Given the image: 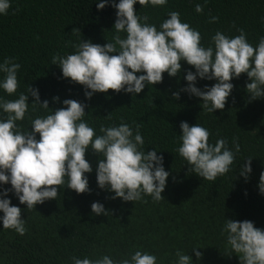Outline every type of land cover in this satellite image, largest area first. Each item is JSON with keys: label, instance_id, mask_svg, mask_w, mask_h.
Listing matches in <instances>:
<instances>
[{"label": "trees", "instance_id": "16d2710c", "mask_svg": "<svg viewBox=\"0 0 264 264\" xmlns=\"http://www.w3.org/2000/svg\"><path fill=\"white\" fill-rule=\"evenodd\" d=\"M99 2L10 0L7 14H0V64L11 59L20 65L19 86L12 95L0 88V98L15 100L21 93L29 95L25 118L17 121L24 131H31L35 118L64 107L65 99L87 105L83 120L96 135H102V126L121 123L130 125L135 134L139 125L144 139L141 150H157L170 173L162 193L164 199L155 201L149 195L135 202L112 199L115 193L99 188L97 183L96 168L101 156L89 148L86 159L93 171L85 175L90 192L78 194L67 188L65 177L56 199L30 210L14 192H9L6 198L22 209L27 231L20 235L14 229H4L0 220V264H74V257L96 260L104 255L118 262L130 259L135 251L155 255L157 264H178V250L191 256L192 264H240L224 229L227 219L252 221L264 229V194L258 187L264 172V98L250 99L246 84L251 80L244 73L232 79L234 88L225 108L207 112L200 98L181 91L188 86L187 72L196 71L181 61L176 77L165 72L162 83L146 85L139 94L109 90L88 99L84 86L65 79L52 59L56 54H75L74 45L84 40L100 45L112 40L116 34V9L112 0L102 10L97 7ZM197 4L203 6V12H196ZM134 7L137 15H148L147 23L158 30L171 11L179 12L182 22L200 32L201 46L205 48H214L212 37L218 31L233 38L242 29L254 48L264 37V0H167L164 6L150 2L142 6L137 2ZM212 17L218 20L213 22ZM74 28L81 31L73 34ZM120 35L126 37V33ZM4 77L0 72V81ZM216 82L197 77L196 87L205 90ZM30 86L39 91L41 102L49 101V109L33 106L35 98L28 91ZM176 92L180 93L179 99L173 97ZM110 113L109 119L106 116ZM6 117L0 108V119ZM184 121L208 129L210 144L222 138L235 152V143H239L240 151L235 152L228 173L208 181L189 172L190 166L177 151L182 144L180 124ZM249 158L252 172L246 180L241 169ZM7 188L11 185L0 184V192ZM94 202L103 204L109 214L95 215L91 209ZM194 248H199L201 258L196 257Z\"/></svg>", "mask_w": 264, "mask_h": 264}, {"label": "clouds", "instance_id": "9594fccd", "mask_svg": "<svg viewBox=\"0 0 264 264\" xmlns=\"http://www.w3.org/2000/svg\"><path fill=\"white\" fill-rule=\"evenodd\" d=\"M137 2L142 6L149 2L153 6H164L167 0H119V3L112 0L117 19L114 23L116 34L111 41L100 45L84 40L74 45L75 54L53 57L52 64L61 68L65 79L84 86L88 99L95 93H108L109 90L139 94L146 85L162 83L165 72L176 77L182 68L181 61L196 70L195 73L187 72L188 86L181 91L200 98L207 112L225 108L234 88L232 79L244 73L251 80L246 84L250 99L264 98V37L254 48L242 29L233 38L218 31L212 37L214 48H205L201 46L200 32L182 22L179 12L171 11L158 30L154 24L147 23L148 15H137L134 7ZM108 3L109 0H100L97 7L102 10ZM10 7V0H0V14H7ZM195 10L201 13L203 6L197 4ZM216 20L218 17H212L213 22ZM80 31L74 28L72 33ZM122 32L126 37L122 38ZM19 68L20 65L11 59L0 64V72L5 74L0 88L9 95L17 92ZM197 77L217 82L201 90L196 87ZM28 91L35 98L33 106L50 108L49 101L41 102L37 89L30 86ZM173 97L179 99L180 93H173ZM54 100L59 101V97ZM63 104L64 107L51 114L32 120L31 131H24L17 126V121L25 118L29 95L21 93L15 100L0 98V108L7 114L6 119H0V184L11 185L0 192V211L3 212L0 220L4 229H14L20 235L27 231L22 209L6 198L9 192H14L29 210L46 200L56 199L65 177L67 188L78 194L90 192L89 179L85 175L93 171L86 159L89 148L101 156L96 168L97 183L99 188L115 193L112 199L135 202L142 200L143 195L155 201L164 199L162 193L170 173L165 170L164 157L158 156L157 150H141L144 139L139 125L135 134L130 125L121 123L102 126V135H96L94 128L83 120L87 105L75 99H65ZM106 117L110 119L111 113ZM180 128L182 144L177 151L190 166L189 172L208 181L228 173L235 152L240 151L238 142L233 152L225 139L210 144L209 130L198 123L189 125L184 121ZM251 164L252 158H249L241 169L246 180L252 172ZM259 180V190L264 194V172ZM91 209L95 215L109 214L99 202L92 203ZM224 231L240 264H264V229L257 228L252 221L227 219ZM198 249L193 251L199 259L203 254ZM176 255L178 264H192L191 256L179 250ZM73 260L74 264H157L155 255L141 251L118 262L108 255L96 260L75 257Z\"/></svg>", "mask_w": 264, "mask_h": 264}]
</instances>
